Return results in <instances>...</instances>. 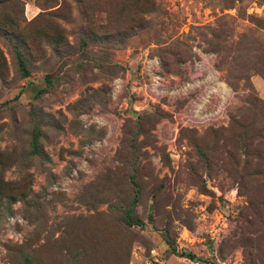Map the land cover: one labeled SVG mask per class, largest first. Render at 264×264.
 Wrapping results in <instances>:
<instances>
[{"label": "rangeland", "instance_id": "rangeland-1", "mask_svg": "<svg viewBox=\"0 0 264 264\" xmlns=\"http://www.w3.org/2000/svg\"><path fill=\"white\" fill-rule=\"evenodd\" d=\"M55 1L0 0V264H264V0Z\"/></svg>", "mask_w": 264, "mask_h": 264}, {"label": "trees", "instance_id": "trees-1", "mask_svg": "<svg viewBox=\"0 0 264 264\" xmlns=\"http://www.w3.org/2000/svg\"><path fill=\"white\" fill-rule=\"evenodd\" d=\"M46 2H47V4H50V3L55 4V5L53 6V8H56V7H58V6H60L59 10L62 8L61 4H59V3H58L57 1H55V0H46ZM57 10H58V9H57ZM35 20H36V19H34V21H35ZM32 22H33V21H32ZM32 22H31V23H32ZM23 31H24V30H23ZM11 40H13V39H11ZM21 43H23V42H21ZM23 44H24V43H23ZM24 45H25V44H24ZM20 57L23 58V57H22V54L20 55ZM20 68H21V70H22L24 76H25V77H28V76H29V72H28L27 69H26V64H25L24 58L20 60ZM258 104H259V105H257V107H258V108H261V109L264 110V102L261 101V100H258ZM137 193H138V190H137ZM126 221H127L130 225H132V226H133V225H139V226L143 225L142 221L139 220L138 218H135V217H129L128 219H126ZM189 258H190V257H189Z\"/></svg>", "mask_w": 264, "mask_h": 264}, {"label": "built area", "instance_id": "built-area-1", "mask_svg": "<svg viewBox=\"0 0 264 264\" xmlns=\"http://www.w3.org/2000/svg\"><path fill=\"white\" fill-rule=\"evenodd\" d=\"M205 68H207V67H206V64L203 62L196 64V70L199 72L198 75L200 77H202L204 75V73L202 71H204Z\"/></svg>", "mask_w": 264, "mask_h": 264}]
</instances>
